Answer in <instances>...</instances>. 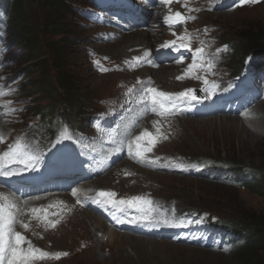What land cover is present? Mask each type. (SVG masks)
<instances>
[{
  "label": "rangeland",
  "instance_id": "rangeland-1",
  "mask_svg": "<svg viewBox=\"0 0 264 264\" xmlns=\"http://www.w3.org/2000/svg\"><path fill=\"white\" fill-rule=\"evenodd\" d=\"M66 2L81 4L80 0H67ZM9 3L12 6L10 11L12 15H15L14 13L18 10L26 19V25L36 42L39 56L45 58L44 72H42L46 75L44 76L45 84L52 90H58L59 85L54 77L55 69L50 65L49 47L54 41H59L61 35H54L52 27L54 24L50 20V2L48 0H10ZM63 20L64 35L66 34L72 41L71 50H69L71 56H68V66L65 70L70 71L69 73L74 77L76 88L70 91L69 113L65 111L60 113L71 123L78 124L79 119L86 120L91 114H97L102 109L103 102L100 101L113 94L116 95L115 83L121 78L116 74L99 76L91 71L90 58L86 55V49L98 47L100 53L109 55L113 60H120L121 56L113 53L126 46L128 36L119 42L99 44L93 39L97 37L95 31L88 30L79 16L72 14L64 16ZM200 22L203 25L216 26L217 35L224 37L234 47V54L226 60L225 66L220 65L216 68L217 72L213 78L219 86L225 85L230 89L233 88L230 70L231 66H237L238 59H242L240 51L245 50L246 55L254 54L256 58L260 57L264 60V0L253 3L252 8H243L231 14H204ZM13 24L17 23L13 22ZM256 37L263 38L254 43L251 42ZM21 40L22 33L13 26L9 35V42L13 46L4 45L5 58L8 62L2 69L0 82L12 96L9 95L5 110L9 111L10 107H14L15 112L28 120L29 117L35 118L36 116L31 113V110L28 113L21 110L23 109L22 103L27 100L26 94L30 93L29 81L26 80V75L30 74L25 70L30 64L23 57ZM159 77L160 75L156 74L155 78L158 79V83L166 81L162 84L164 89L180 90L181 85L175 86L171 80L160 81ZM34 78L32 84L39 79L37 74ZM4 79L10 82L6 83ZM11 83L13 85L10 86ZM250 87L248 94L254 98L257 97L264 91V79L261 82L254 81ZM46 92L49 95L50 92L48 90ZM242 97L249 99L247 93ZM10 100L11 104H9ZM260 101L262 100H257L254 106L240 116L220 114L199 118L189 112L187 115L179 116L178 120L176 119L171 141L162 146L158 153L176 156L186 161L191 160L194 169L187 176L146 172L142 177L143 180L137 185L129 181L117 185L115 179L117 173H114L112 176L109 175L106 182L101 181L104 183L102 185H106L112 178L114 182L112 180L110 186L116 185L122 191L138 193L140 192L138 190L143 187H149L150 192L158 200L172 202L181 210L207 211L219 216L223 222L236 224L246 229L250 228L253 222L264 227V195L249 192L246 189L242 190L230 178L209 177L208 175L204 177L203 172H200V165L195 166L197 161H203L209 165L240 164L247 171H260L263 174L264 101L259 104ZM41 106L43 107V104ZM52 106L56 108L58 105L53 104ZM15 124L13 123V126ZM16 127L20 128V126ZM161 202L160 205H163ZM183 217L187 220V224L192 222L190 217L186 215ZM201 228V224L197 221L194 230L199 232ZM203 231L207 233L204 229ZM91 234L92 238H88L96 244L94 233ZM208 234L202 241L200 240L201 242L199 241L200 244L182 241L176 243L171 240L149 242L148 239L137 238L135 241H120L122 239L115 242L106 241L111 246H103L99 249L85 246L80 249L79 245L85 242L77 239L70 258L58 264H244L235 256L238 250L234 252L235 245L232 242L234 240L232 235L227 238L230 241L225 242L222 240V234H218V238L213 240H209ZM58 239L60 242L57 244L60 249H72L70 240ZM260 256L264 259L263 255Z\"/></svg>",
  "mask_w": 264,
  "mask_h": 264
},
{
  "label": "snow or ice",
  "instance_id": "snow-or-ice-1",
  "mask_svg": "<svg viewBox=\"0 0 264 264\" xmlns=\"http://www.w3.org/2000/svg\"><path fill=\"white\" fill-rule=\"evenodd\" d=\"M163 3H170V0H162ZM246 3H256L258 0H245ZM183 18L180 13L177 12L174 16L169 15L165 17V22L168 24L180 23ZM175 35V33H173ZM181 40H184V37H181ZM176 41H172L171 45L164 44L162 47L169 48L173 46V51L176 50L174 47ZM182 47L191 53L192 63L188 66V70L185 73L186 75L191 73L193 69H197L199 71L209 72L215 66L216 57H207L205 55V48L198 47L193 50L189 43H183ZM219 52V49H217ZM184 77L178 76V80H182ZM200 78L199 76L197 77ZM204 85L206 86L204 89H201L202 92H205L206 95L211 98L214 93L212 89L218 88L219 85L212 84L211 87H207L209 85L208 80H203ZM131 91V89L129 90ZM180 98H185L189 102H198L202 103L204 97H201L199 93H193V90L189 89L185 92H181L179 94ZM173 95L163 92L157 91L155 88H147L144 93L140 96L141 101H145L149 103L152 107L151 110L156 112L159 109L160 115L165 114H175V104L173 103ZM159 133V129H157ZM146 140L147 146L141 147L140 141ZM157 137L151 135L148 132L142 133L141 136L135 138L134 143L136 144L137 155L143 156L145 152L151 150V146L156 143ZM129 151H131L132 144L128 145ZM5 156L8 157L9 153H5ZM12 158L10 163H22L25 166V169L34 168L38 162L42 159V154H34L27 152L26 150L21 151L19 145L16 146V151L11 154ZM14 172L8 171L3 172L0 171V176L3 178H10L13 176ZM74 194V193H73ZM102 197H113L115 193L112 192H101L99 194ZM121 204H129L131 206H135L136 204H140L144 207L140 209L141 215L138 217H134L132 220L127 221L128 223H138V222H147V223H160L157 217L152 215V211L147 206L151 204L150 200H142L141 197H135L132 201H119ZM14 205H0V264H34V262L38 259L44 258L47 253L40 251L39 249H34L29 245L28 248L22 247L23 244L26 243L25 237L20 233L14 230V224L16 223V214L12 212V208ZM124 221H118V223H123ZM24 228H27L28 225L24 224ZM52 227H55V223H52ZM227 251V249H225ZM58 256H67V253H58Z\"/></svg>",
  "mask_w": 264,
  "mask_h": 264
},
{
  "label": "trees",
  "instance_id": "trees-1",
  "mask_svg": "<svg viewBox=\"0 0 264 264\" xmlns=\"http://www.w3.org/2000/svg\"><path fill=\"white\" fill-rule=\"evenodd\" d=\"M48 1L50 2L49 7L52 10L50 12V20L54 24L52 26L54 28V35H61L59 41H54L49 47V59L51 60L50 65L55 69L54 77L57 81V84L59 85V89L56 91H52V88H49L44 82V76L46 75L42 74V72H44L45 58L39 56V52L36 48V42L31 31L28 29V25H26V19L19 13L18 10H16L15 15L12 17V22L17 23V30L22 33L21 43L23 44L25 50V59L26 62L30 64L26 70L30 74L29 76L33 78L29 80L32 94L35 96L32 101L33 113L39 112L41 114H44L47 110H49L50 105H46L44 108H42L40 107L41 105L39 103H42L44 100H50L52 106V103L57 99V96L62 99L63 104L71 107V104L68 101L70 100V91L76 88L74 87V77L71 76L69 73L70 71L65 70V68L68 66V56H71L69 50H71L72 41L66 34L64 35L63 27L65 24L63 19L64 16L70 14V8L66 5L65 0ZM262 38L263 37H256L255 39H252L251 42L254 43ZM246 52L247 51L245 50L240 51L241 56L246 55ZM239 68L240 66L237 65L235 70L237 71ZM36 74L38 75L39 79L35 84H32L35 79L33 76ZM41 79L44 83H42ZM47 90L50 92L49 95L46 92ZM246 190L264 195V173L259 176L257 181L247 185ZM249 227L250 228L246 229L249 231L246 243L238 249L235 256H237V259L244 264H264V259H261L260 256H264V227L255 222L250 224Z\"/></svg>",
  "mask_w": 264,
  "mask_h": 264
},
{
  "label": "bare ground",
  "instance_id": "bare-ground-1",
  "mask_svg": "<svg viewBox=\"0 0 264 264\" xmlns=\"http://www.w3.org/2000/svg\"><path fill=\"white\" fill-rule=\"evenodd\" d=\"M151 42V38L150 36L146 33V32H138L136 34L130 35L127 37L126 40V46H124L122 49H119L117 52L113 53L114 55H117L116 53H118V56L121 57H127L128 56V49L137 47V46H143L146 45L148 46L149 43ZM158 75H160L159 80L160 81H164L167 80V78L169 77H173L175 75V72L170 70V69H160ZM158 77V76H157ZM95 224V228H99L101 229V226L99 224L98 221H93L92 225ZM103 236L107 239V242H115V236H117V238H122V241H135L137 240V238H133L130 236H125V235H116L114 232L112 231H107V232H103ZM108 244V243H107Z\"/></svg>",
  "mask_w": 264,
  "mask_h": 264
}]
</instances>
